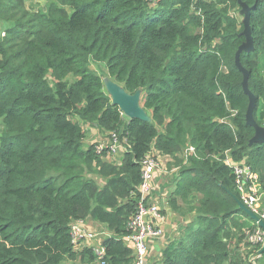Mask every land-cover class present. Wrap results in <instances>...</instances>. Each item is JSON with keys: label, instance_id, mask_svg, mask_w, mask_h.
<instances>
[{"label": "trees", "instance_id": "1", "mask_svg": "<svg viewBox=\"0 0 264 264\" xmlns=\"http://www.w3.org/2000/svg\"><path fill=\"white\" fill-rule=\"evenodd\" d=\"M26 1L0 0V16ZM56 1L0 40V264H97L92 248L73 249L70 225L82 219L109 231L105 264H132L123 239L133 233L142 161L154 151L180 166L168 203L189 219L161 264H251L258 249L246 250V234L256 222L227 164L249 166L264 194V144L250 145L235 62L246 42L232 15L239 0ZM243 2L253 8L254 51L240 60L264 127V0ZM91 64L128 93L142 91L151 122L126 118ZM84 124L120 134V164L96 144L84 148Z\"/></svg>", "mask_w": 264, "mask_h": 264}, {"label": "built area", "instance_id": "2", "mask_svg": "<svg viewBox=\"0 0 264 264\" xmlns=\"http://www.w3.org/2000/svg\"><path fill=\"white\" fill-rule=\"evenodd\" d=\"M159 0H151V4L156 5ZM107 144L96 145V151L99 155L115 156L116 161H120L126 152L125 145L120 134L112 133L109 135ZM195 148L189 147L186 154L192 155ZM227 164L234 170L236 177V187L239 192L240 202L252 214L264 221V212L258 206V203L264 198L259 178L253 173L247 165L235 164L230 158ZM143 173L142 182L139 187V203L135 216L131 222L133 233L124 238V243L133 249L132 264H152L150 263V243L163 235L160 224L164 222V213L158 203L151 200V194L154 191L155 175L162 170V164L157 152H153L142 161ZM103 229L97 231L93 228L92 221L82 219L73 221L70 225L71 243L75 252H81L83 245L92 248L96 256L97 264H105L106 255L103 243L110 238L109 231L102 225ZM246 242L258 251L251 257V262H256L263 258L264 248V229L258 222L253 231L246 234Z\"/></svg>", "mask_w": 264, "mask_h": 264}, {"label": "water", "instance_id": "3", "mask_svg": "<svg viewBox=\"0 0 264 264\" xmlns=\"http://www.w3.org/2000/svg\"><path fill=\"white\" fill-rule=\"evenodd\" d=\"M241 15L244 17L243 26L244 31L242 35L246 38V42L239 48L236 55V67L243 75V90L245 95L249 98V106L246 113V124L255 130V136L252 138L250 145L264 144V127L260 126L255 119V110L257 106V97L249 88V71L242 65L240 55L242 52L254 51V42L252 37L251 28V15L253 8L249 7L243 0H239ZM104 85L106 91L112 99L114 106L120 108L121 112L129 120H140L143 122H151V117L146 112L143 106V92L138 91L135 94L128 93L125 88L111 80L110 78L104 79ZM240 207L255 221L258 222L260 227L264 229V221L252 214L245 206L240 202ZM264 253V248L262 250Z\"/></svg>", "mask_w": 264, "mask_h": 264}, {"label": "rangeland", "instance_id": "4", "mask_svg": "<svg viewBox=\"0 0 264 264\" xmlns=\"http://www.w3.org/2000/svg\"><path fill=\"white\" fill-rule=\"evenodd\" d=\"M55 4H58V2L56 0H27L26 2H24V4L22 6L13 5V7H11L9 13L4 18H2L0 16V40L7 38V30L13 28L15 22H17L18 20H23V19L30 20L32 18V16L37 15V13L47 14L49 12L51 6H53ZM232 15L237 17L241 22H243L244 17L241 15V8L233 11ZM260 63H259V67H262V69H263V65L262 64L260 65ZM91 68L96 73H98L100 76H102L103 79L110 78L107 75L106 69L103 65L91 64ZM263 109H264V100H261V102L258 104V110H263ZM259 112H262V111H259ZM91 128H93L91 125L84 124V130L86 132V139L84 141V148L87 149L92 144H96V145L100 146L102 144L108 143L109 137H110L109 134L104 133L103 131H101L98 128L95 130H93ZM1 132H2V128H1V124H0V135H1ZM103 157L106 161L113 163V164H120V162L123 159V157H122V159L120 161L115 162L117 160L115 156H112V155L109 156L108 154H105ZM173 163H174V165H176L175 161ZM176 167L180 168L179 165H176ZM177 170H175V171H177ZM87 177L94 178L95 180H97V182H99V184L101 183V180H102L95 173H89ZM174 182H176V179ZM181 205L185 208L184 204H181ZM258 206H259L260 210L262 212H264V198L262 199L261 202L258 203ZM88 220H90V219H88ZM90 221H92V220H90ZM92 224H93V228L97 231H101V229H103L99 225V223L92 221ZM82 248H83L82 249V251H83L87 247H85V245H83ZM246 250L248 252H252V251L256 250V248L247 244ZM249 261L251 264H264V256L262 259H260L256 262H251V257H250ZM63 264H83V263L81 261H65Z\"/></svg>", "mask_w": 264, "mask_h": 264}, {"label": "crops", "instance_id": "5", "mask_svg": "<svg viewBox=\"0 0 264 264\" xmlns=\"http://www.w3.org/2000/svg\"><path fill=\"white\" fill-rule=\"evenodd\" d=\"M91 129L95 130L97 128L93 127ZM159 160L162 164V170L158 171L155 175L154 191L151 194V200L159 204L165 218L164 222L160 224L163 231L162 237L150 243L149 259L152 264H161L164 251L169 243L178 238L182 230L189 223L188 218L182 217L177 211L172 210L168 203L176 190V182L174 181L179 175L180 168L174 165V159L171 157L159 156ZM99 185L104 186L105 180H101Z\"/></svg>", "mask_w": 264, "mask_h": 264}, {"label": "bare ground", "instance_id": "6", "mask_svg": "<svg viewBox=\"0 0 264 264\" xmlns=\"http://www.w3.org/2000/svg\"><path fill=\"white\" fill-rule=\"evenodd\" d=\"M134 253V252H133ZM133 259V258H132Z\"/></svg>", "mask_w": 264, "mask_h": 264}]
</instances>
